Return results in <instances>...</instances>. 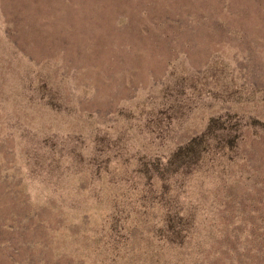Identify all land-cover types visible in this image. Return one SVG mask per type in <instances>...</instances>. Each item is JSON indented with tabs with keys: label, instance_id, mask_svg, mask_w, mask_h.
Instances as JSON below:
<instances>
[{
	"label": "rangeland",
	"instance_id": "obj_1",
	"mask_svg": "<svg viewBox=\"0 0 264 264\" xmlns=\"http://www.w3.org/2000/svg\"><path fill=\"white\" fill-rule=\"evenodd\" d=\"M0 264H264V0H0Z\"/></svg>",
	"mask_w": 264,
	"mask_h": 264
}]
</instances>
